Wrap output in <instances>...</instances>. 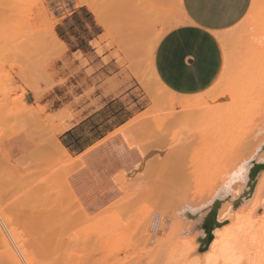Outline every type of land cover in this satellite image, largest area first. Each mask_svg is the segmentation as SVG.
<instances>
[{
	"label": "rangeland",
	"instance_id": "rangeland-1",
	"mask_svg": "<svg viewBox=\"0 0 264 264\" xmlns=\"http://www.w3.org/2000/svg\"><path fill=\"white\" fill-rule=\"evenodd\" d=\"M95 1L105 10L108 22L110 21L113 27L111 35L102 27V35L93 43L98 54L102 55L105 51L110 53V56L104 59L105 62L111 57L117 61L119 78L108 79L107 82L112 87L125 82L132 85L134 78L137 86L131 98L127 99L132 109L123 112L114 122L105 126L103 132L112 130L117 123L128 117L132 118L123 125L124 127L116 128L94 147V150L100 149V156L95 162L89 163L84 159V155L72 156L58 141V135L73 122L92 111L95 89L86 80L92 70L88 68L85 75L82 74L80 77L76 76L75 71L70 74L61 72L58 63L64 57L66 49L51 33L52 26H55L61 18L83 6L79 7V0H0V206L4 217L10 221L8 225L11 226L8 227L21 240L24 250L35 258L37 264H105V217L112 210L122 211L133 203V207H128L133 210L128 211L126 208L124 210L127 212L121 213L122 217L133 219L146 208H154L153 205L160 201L157 197H160L164 204L172 199L171 195L177 197L176 193L187 195L185 193L188 188H191L188 190L191 191L188 195L193 193L196 188L192 189L190 184L200 177V174L199 177L198 174H194L195 170L202 166L200 170L205 175L203 171L205 160L202 159H206L205 155L212 152L208 147L209 141L207 143L204 141L208 132L203 131L205 130L203 124L200 125L201 127H195L190 135L183 134L178 125L170 124L165 129L157 130L158 125L156 127L152 119L157 115H165L163 99L169 94L158 88L152 78L151 72H155L153 52L155 53L154 50L159 42L156 43V34H153L155 43H151L152 39L144 36L145 28L139 25L143 0ZM163 1L168 5L167 7L170 6L165 21L170 18H173L174 22L181 21L176 0ZM27 18L31 20V27L24 22ZM17 23L21 24L20 28L16 26ZM158 28L155 30L157 33L160 31ZM148 34L152 35L150 32ZM79 58L82 57L79 55ZM86 64V61L82 60V66ZM154 74L157 77V74ZM55 95L60 99L52 103V97ZM174 98L179 99L178 96ZM132 101L136 104L134 105ZM176 110L181 112L182 108ZM104 113L112 114L114 110H106ZM149 118L155 126L153 123L152 126L146 125L145 121ZM138 120L141 122L137 124ZM134 122L137 127L142 126L138 129L134 126L133 129L131 127ZM142 122L144 125L141 124ZM160 130H163L162 134L159 133ZM197 132L200 135L194 137ZM191 138H194V142H191ZM128 141L133 142L135 146H129ZM200 144L205 146L200 147ZM196 146L198 149H195ZM200 153L202 162L196 159ZM184 154L188 158L184 157L186 156ZM189 154L191 157L193 154L194 161L197 160L199 164L196 161L194 165L193 157L189 158ZM197 158L199 159V156ZM183 159L189 160L187 162ZM137 161L138 170H135ZM178 162L180 164L184 162L180 165L181 168ZM192 164L193 168L199 167L194 169L191 167L192 170L189 168ZM183 165H186V170L189 168L184 174L190 173L188 176L182 177L179 174L181 170L180 172L176 170L182 169ZM124 169H128L130 173L127 178L130 182L128 188H120L117 182L122 179L121 172ZM169 171L176 173V175L172 174L175 183L171 180ZM200 182L202 183L203 179ZM166 184L168 188L171 187L166 193H169L168 200L164 197ZM148 190L152 194L155 192L152 196V200L155 199L154 204L148 199H151L146 194ZM159 193H164V196ZM123 197L126 200L125 205ZM128 200L132 202L127 204ZM138 204L140 207L137 211L140 213L136 214L135 210L136 212L132 214L136 209L134 206L137 207ZM141 215L137 218L142 219ZM160 219L159 222L162 221V227L167 232L172 223L171 219L168 216ZM128 220L132 221L130 218ZM134 223L135 221L131 226L126 223L128 226L125 227V224L123 230L130 232L132 230L133 233ZM139 232L137 234L140 237L136 235L139 240L135 239L136 244L133 241L134 248L138 251L142 247L138 248L137 241L142 243L141 237H144L143 233L139 234ZM1 244L0 264H13L3 253L5 249ZM124 254L126 253L123 252L120 256L122 259L120 264L131 262L149 264L153 261L150 260L152 258H155L153 264H157L155 256L151 258L149 256L148 261L140 262L137 253L132 252L126 259ZM130 260L131 262H128Z\"/></svg>",
	"mask_w": 264,
	"mask_h": 264
},
{
	"label": "bare ground",
	"instance_id": "bare-ground-1",
	"mask_svg": "<svg viewBox=\"0 0 264 264\" xmlns=\"http://www.w3.org/2000/svg\"><path fill=\"white\" fill-rule=\"evenodd\" d=\"M163 2V0H143L141 10L139 9L140 13L138 12L140 14V24L137 23L145 28L146 34L148 32L152 33V35L156 34V43L169 30L187 22L182 0H176L179 6V14H181L182 18L178 22H174L173 18H170V21H165L170 11V6L167 7L168 5ZM81 6L87 7L95 15L98 23L110 35L112 34L113 27H111L110 21L108 22L105 10L98 2L95 0H79V7ZM24 22L30 26L31 20L27 18ZM20 25V23H17L16 26L20 28ZM156 27L160 29L158 33L157 31L155 32ZM51 30L52 36L61 45L65 46L54 32V25ZM146 34L144 33V36L150 37L152 39L151 43H153L155 40L153 39L154 35L150 36V34ZM214 34L224 52V64L220 76L213 86L206 91L193 96L177 95L160 82L159 77L157 76V78L154 74L156 72H151L153 74V81H156L155 83H157L158 88L163 89L164 92L169 94L168 97L162 98L164 100L163 110L166 111L165 115H157L152 118L156 123V127L158 125L157 130L159 128L165 129L171 124L174 126L178 125L183 134H190L193 133L195 127L203 124L202 127L205 128L203 131L208 132V135L206 134L207 137L203 135L205 136L203 138L206 143L209 141L208 147L212 149V152L208 155L206 154L208 152L202 151L206 154V159H202V161L205 160L203 169L205 175L200 170L202 166H194V168L199 167V169H196L197 171L195 170L194 174H198L197 177H199V174L200 177H204L193 179L199 182L203 179V182H198V184L195 180L190 186L192 185V189L196 188L197 190L195 189L193 193L188 195L191 192L188 190L191 188L187 187V193H185L187 195H178L176 193L177 197L174 198L171 195L172 199H169V201H167L169 193H166L171 187L168 188L166 184L167 190L165 191V196L163 195L164 193H159L167 199H164L167 201L164 204L161 202L160 197H157L160 200L159 203L157 201L154 204L153 201L155 199L152 200V196L155 195V192L152 194L148 190L150 193L147 192L146 194L151 197V199H148L154 204V208L151 206L152 209L146 208L141 212L143 213L141 215L140 211H137V208L142 203H139L137 207L134 206L136 209L132 211V214L137 211L136 214L140 213L139 215H141L142 219H138L139 215L137 216L138 218L134 216L133 219L132 217H127L132 220V223L125 217H122L123 214L121 213L123 211L127 212L124 209L133 207V203L130 206L126 205L127 207L123 208L122 211L117 210L113 212L114 210L110 209L112 212L104 219L105 264H120L122 261L120 256L123 252L126 253L124 254V259H126L132 252L138 254L140 251L138 254L140 262L148 261L149 256L150 258L151 256H155L157 264H264V0H252L246 16L237 25L222 32H214ZM153 46L151 45V47ZM174 96H178L179 99H175ZM177 108H182V111L178 112L180 110L177 111ZM159 112L162 113V111ZM152 119H145L146 125L150 124L152 126L151 124L153 123V126H155ZM140 122L138 120L137 124ZM135 124L134 122L131 128L134 129V126L137 125ZM139 127L136 126L135 129ZM14 130H17V128H14ZM161 132L163 130L159 131L160 134H162ZM199 135V132H197L194 137ZM198 139L200 141V138ZM191 142H194V138H191ZM128 143L129 146H135L131 141H128ZM136 146L140 148L139 145ZM199 146L204 147L205 145L200 144ZM197 147L195 149H198ZM198 156L199 159L197 158ZM198 156H196V159L201 161V153ZM184 157L188 158L187 155ZM192 157L189 154V158ZM183 160L185 161L186 159ZM192 160H195L194 157ZM196 161L193 164H196ZM181 164L179 163L178 166L180 167ZM185 164L187 163L185 162ZM137 165L138 161L135 165V170H138ZM180 168H175L178 172L181 170L180 176L184 177L190 174L184 175L189 169H185L187 168L186 165L182 169ZM182 170H184V173ZM170 173L172 180V174L176 175V173L172 171ZM129 174L128 169H124L121 172L122 179L117 181L120 188L129 187L130 182L127 179ZM139 175L135 176L139 177ZM189 181L185 180V182ZM197 185L200 186L198 187ZM180 187L182 188V186ZM124 192H126V189ZM147 195L145 196L146 198ZM131 196L133 195L131 194ZM127 202H129L127 204H130L132 200H128ZM133 202L135 203L134 200ZM114 203L116 204V202ZM129 208L127 209L128 211L133 210ZM1 209L0 206V243H2L1 245L5 249L3 253L13 264H37L35 258L24 250L21 240L8 227L11 226L8 225L10 221L4 217V212ZM214 212H216V221L211 231L212 239L207 244L208 234L206 229L203 230L202 227H204L206 218ZM165 216H168L172 222L167 232L162 227V221L159 222V219H164ZM124 220H126L125 222L129 226L133 225V221L137 222L136 224L134 223L133 233L132 230L131 232L130 230H128L129 232L123 230L126 224ZM127 226L126 224L125 227ZM138 232L139 234L143 233L144 236L141 237L143 239L142 243L137 241L138 248L142 247L139 251L134 248L138 239L136 236ZM141 238L140 241L142 240ZM133 241L135 244H133ZM150 260L154 261L155 258ZM153 261H150L149 264H153ZM128 262H131V260Z\"/></svg>",
	"mask_w": 264,
	"mask_h": 264
},
{
	"label": "crops",
	"instance_id": "crops-1",
	"mask_svg": "<svg viewBox=\"0 0 264 264\" xmlns=\"http://www.w3.org/2000/svg\"><path fill=\"white\" fill-rule=\"evenodd\" d=\"M251 1L182 0L187 22L169 30L154 53V68L161 82L177 95L199 94L212 87L224 64V52L214 32L237 25L246 16ZM54 31L66 49L58 63L59 70L64 74L75 71L80 77L90 68L92 73L86 80L95 89L92 111L59 134L58 141L72 156L84 155L86 161L93 163L101 152L94 147L132 118L103 132L105 126L132 109L127 99L134 94L137 83L134 78L132 85L125 82L112 87L107 82L119 78L118 64L112 57L105 62L110 53L105 51L100 55L94 47L93 43L102 35L103 29L88 8L81 7L61 18ZM82 60L87 63L85 66H82ZM56 99L60 97L55 95L51 102ZM132 103L136 104L135 101ZM104 110H114V113L105 114Z\"/></svg>",
	"mask_w": 264,
	"mask_h": 264
},
{
	"label": "water",
	"instance_id": "water-1",
	"mask_svg": "<svg viewBox=\"0 0 264 264\" xmlns=\"http://www.w3.org/2000/svg\"><path fill=\"white\" fill-rule=\"evenodd\" d=\"M216 221V212H214L211 216L207 217L205 222H204V228L207 231L208 237H207V244L210 242L212 239V234L211 231L213 229V225Z\"/></svg>",
	"mask_w": 264,
	"mask_h": 264
}]
</instances>
